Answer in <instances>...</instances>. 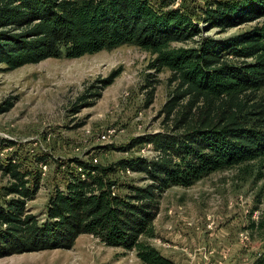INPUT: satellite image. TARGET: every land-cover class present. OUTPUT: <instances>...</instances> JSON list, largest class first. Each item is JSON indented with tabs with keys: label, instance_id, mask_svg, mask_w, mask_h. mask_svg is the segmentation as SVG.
I'll list each match as a JSON object with an SVG mask.
<instances>
[{
	"label": "trees",
	"instance_id": "16d2710c",
	"mask_svg": "<svg viewBox=\"0 0 264 264\" xmlns=\"http://www.w3.org/2000/svg\"><path fill=\"white\" fill-rule=\"evenodd\" d=\"M175 1L0 0L3 72L131 44L153 57L150 70H168L173 86L157 115L161 131L118 149L147 145L153 157L107 167L69 161L74 169L54 188L43 223L26 209L40 174L24 169L16 156L0 163L9 180L0 190V258L69 250L79 236L90 235L106 247L135 251L141 264H171L146 241L155 238L161 195L172 187L189 188L216 171L264 160V0H205L191 11L172 8ZM251 23L225 38L202 35ZM15 100L6 99L0 114ZM125 169L148 183L121 185L126 193L113 195L117 182L108 176ZM254 264H264V251Z\"/></svg>",
	"mask_w": 264,
	"mask_h": 264
},
{
	"label": "rangeland",
	"instance_id": "374dc122",
	"mask_svg": "<svg viewBox=\"0 0 264 264\" xmlns=\"http://www.w3.org/2000/svg\"><path fill=\"white\" fill-rule=\"evenodd\" d=\"M204 1L176 0L172 8L191 11ZM254 24L202 35L225 38ZM152 59L127 44L78 59H47L0 70V105L16 99L8 112L0 114V163L16 156L24 169L40 174L39 189L26 204L39 223L45 220L54 188L62 186L65 173L74 169L69 161L96 157L107 167L122 159L153 157L147 145L118 150L162 129L157 115L173 86L168 84V70L149 69ZM110 76L112 83L104 87L102 81ZM152 89V101L146 105ZM95 93L100 96L93 97ZM107 130L113 134L103 142L100 136ZM116 170L108 176L117 182L115 194L126 193L121 185L148 183L142 174ZM8 182L0 171V190ZM154 229L155 238L146 241L171 264H254L264 251V160L216 171L189 188H169L159 199ZM0 264L141 263L135 251L109 248L81 235L69 250L12 255L0 258Z\"/></svg>",
	"mask_w": 264,
	"mask_h": 264
},
{
	"label": "built area",
	"instance_id": "2783aa9c",
	"mask_svg": "<svg viewBox=\"0 0 264 264\" xmlns=\"http://www.w3.org/2000/svg\"><path fill=\"white\" fill-rule=\"evenodd\" d=\"M112 134H113V131L112 130H107V131H105V132H103L102 134H101V136H100V140H102L103 142H107L109 139H110V137L112 136ZM92 162L94 163V164H98V160H97V158L96 157H93L92 159ZM77 171L80 173V169H77ZM121 172H123V173H125V174H129L130 173V171L128 170V169H125V170H120ZM84 176L83 175H81V178H83ZM112 191H113V195L115 194V189H112Z\"/></svg>",
	"mask_w": 264,
	"mask_h": 264
}]
</instances>
